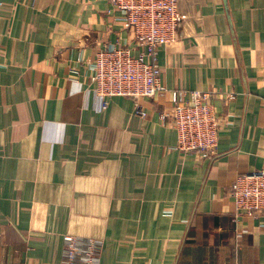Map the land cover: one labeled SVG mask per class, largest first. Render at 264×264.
Segmentation results:
<instances>
[{"label": "crops", "instance_id": "0c3cea01", "mask_svg": "<svg viewBox=\"0 0 264 264\" xmlns=\"http://www.w3.org/2000/svg\"><path fill=\"white\" fill-rule=\"evenodd\" d=\"M181 5L143 119L91 90L99 50L139 54L109 0H0V264H63L66 235L99 240L100 264H264L263 219L237 224L230 196L264 169V0ZM177 90L235 95L211 160L176 150Z\"/></svg>", "mask_w": 264, "mask_h": 264}, {"label": "built area", "instance_id": "2783aa9c", "mask_svg": "<svg viewBox=\"0 0 264 264\" xmlns=\"http://www.w3.org/2000/svg\"><path fill=\"white\" fill-rule=\"evenodd\" d=\"M120 16L117 21L133 36L139 54L128 47L108 46L98 51L88 63L92 91L108 105L113 97L135 101L136 114L143 119L147 112L142 99L153 100L168 92L162 83L160 53L163 48L178 43L180 27L188 15L182 0H109ZM78 70L72 69V75ZM172 106L163 113L177 133L176 150L183 155L212 159L219 146V133L224 121L215 100L227 103L234 93L223 95L213 91H171ZM236 206L235 222L262 218L264 227V169L239 175L230 189ZM242 220V221H241ZM102 243L96 239L64 236L63 264H100Z\"/></svg>", "mask_w": 264, "mask_h": 264}, {"label": "rangeland", "instance_id": "374dc122", "mask_svg": "<svg viewBox=\"0 0 264 264\" xmlns=\"http://www.w3.org/2000/svg\"><path fill=\"white\" fill-rule=\"evenodd\" d=\"M177 134V133H176ZM212 158H213V156H212ZM211 160V159H210ZM233 184V183H232Z\"/></svg>", "mask_w": 264, "mask_h": 264}]
</instances>
